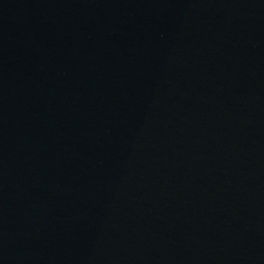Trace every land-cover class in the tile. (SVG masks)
<instances>
[{"label":"water","instance_id":"water-1","mask_svg":"<svg viewBox=\"0 0 264 264\" xmlns=\"http://www.w3.org/2000/svg\"><path fill=\"white\" fill-rule=\"evenodd\" d=\"M0 264H264V0H0Z\"/></svg>","mask_w":264,"mask_h":264}]
</instances>
